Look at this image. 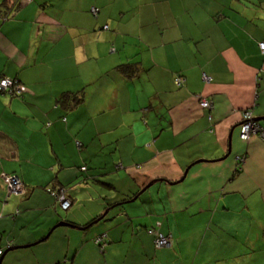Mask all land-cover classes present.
<instances>
[{
	"label": "crops",
	"instance_id": "obj_1",
	"mask_svg": "<svg viewBox=\"0 0 264 264\" xmlns=\"http://www.w3.org/2000/svg\"><path fill=\"white\" fill-rule=\"evenodd\" d=\"M13 2L0 78L24 91L0 94V250L19 248L0 264H264V142L239 138L242 112L264 117V0Z\"/></svg>",
	"mask_w": 264,
	"mask_h": 264
},
{
	"label": "built area",
	"instance_id": "obj_2",
	"mask_svg": "<svg viewBox=\"0 0 264 264\" xmlns=\"http://www.w3.org/2000/svg\"><path fill=\"white\" fill-rule=\"evenodd\" d=\"M91 12L95 14L96 10L91 8ZM103 29H107V26H104ZM259 49L264 53V42L258 44ZM203 80L207 81V77L204 75ZM177 84L180 83V79L176 80ZM24 91V88L20 85H17L12 79L7 77L0 78V94L2 93H13L20 94ZM200 107L208 109L210 104L208 101L200 100ZM242 120L239 128V138L243 141L248 140L252 136H257L264 142V127H261L254 119L252 118L249 111L242 112ZM242 159H238V161ZM84 170V168H82ZM8 192L14 195H21L24 193V186L21 180L16 176H11L7 178ZM56 200L60 205L62 210H66L69 206L64 190L59 189L55 194ZM155 247L157 248H168L171 245V239L168 236H163L158 234L154 239ZM2 255V250H0V256Z\"/></svg>",
	"mask_w": 264,
	"mask_h": 264
},
{
	"label": "trees",
	"instance_id": "obj_3",
	"mask_svg": "<svg viewBox=\"0 0 264 264\" xmlns=\"http://www.w3.org/2000/svg\"><path fill=\"white\" fill-rule=\"evenodd\" d=\"M23 3H27L26 0H15V2H13L10 7H7L6 10L12 11L19 4H23ZM4 5H5V1L3 2L2 6H4ZM91 8H94L96 10L95 14H93L91 12ZM89 13L91 14V16L93 18H97L98 17V14H99V8L96 7V6L95 7L91 6L89 8ZM9 14H10V12L8 13V11H6L5 14L3 15V17L1 19H4L5 20L6 18H8ZM104 26H106V25H104ZM104 30H107V29H104ZM117 69L120 70L123 73V75H126L128 77H132V76L135 75L136 63H126V64H122V65L117 66ZM10 79H12V78H10ZM176 79H180V82H182V79L179 76L176 77L174 79V81H176ZM176 85L179 87L180 86V83L179 84H176ZM82 99H83V95L81 93H79V92L78 93H67L66 92V93H63L61 95L59 102H60V104H61L62 107H64L65 109H69L71 107H74V106L79 105L81 103ZM158 234L163 235L162 233L155 232L154 239L156 238V236ZM163 236H165V235H163Z\"/></svg>",
	"mask_w": 264,
	"mask_h": 264
},
{
	"label": "water",
	"instance_id": "obj_4",
	"mask_svg": "<svg viewBox=\"0 0 264 264\" xmlns=\"http://www.w3.org/2000/svg\"><path fill=\"white\" fill-rule=\"evenodd\" d=\"M253 119H254V121H256V122L259 124L260 121H263V120H264V117H258V118H253ZM149 185H150V183L147 184L145 187H143V188L138 192V195L141 194L142 192H144V190H145L146 188H148ZM136 197H137V196H136ZM136 197L132 198L130 201H133ZM106 213H107V210H105V211L103 212V214H102L100 217H98V219H96V221H94V222H97V221L101 220V219L106 215ZM60 226H68V224L65 223V222H60V223H58V224L56 225V227H60ZM15 248H19V247L8 248V249H6V250L3 252L2 255L6 254L8 251H11V250H13V249H15ZM2 255L0 256V263H1V260H2Z\"/></svg>",
	"mask_w": 264,
	"mask_h": 264
}]
</instances>
